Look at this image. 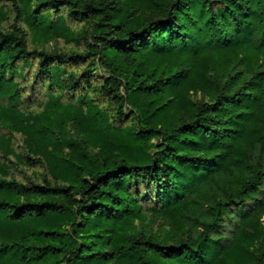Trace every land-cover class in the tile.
<instances>
[{"label": "trees", "instance_id": "obj_1", "mask_svg": "<svg viewBox=\"0 0 264 264\" xmlns=\"http://www.w3.org/2000/svg\"><path fill=\"white\" fill-rule=\"evenodd\" d=\"M263 218L264 0H0V264H264Z\"/></svg>", "mask_w": 264, "mask_h": 264}, {"label": "rangeland", "instance_id": "obj_2", "mask_svg": "<svg viewBox=\"0 0 264 264\" xmlns=\"http://www.w3.org/2000/svg\"><path fill=\"white\" fill-rule=\"evenodd\" d=\"M97 74L99 76L106 75V70L102 68L101 66L98 67ZM264 220V218H263ZM150 222L153 226V228L158 229L161 228L164 225V221L160 218L150 217Z\"/></svg>", "mask_w": 264, "mask_h": 264}]
</instances>
